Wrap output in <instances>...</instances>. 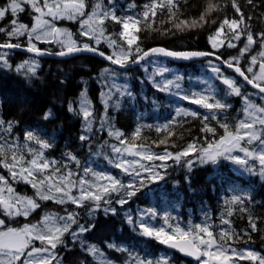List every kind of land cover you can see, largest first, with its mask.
<instances>
[{"label": "trees", "instance_id": "16d2710c", "mask_svg": "<svg viewBox=\"0 0 264 264\" xmlns=\"http://www.w3.org/2000/svg\"><path fill=\"white\" fill-rule=\"evenodd\" d=\"M85 2L87 5L84 9L85 12L92 10L95 4L100 3L103 9L114 12L117 17H126L127 12L130 11L134 13L132 17H140L142 20L144 6L150 3V0H85ZM214 2L220 6V10L212 13L207 23L202 27L183 32L173 28L172 23L168 20L166 7L158 10L154 20H150L149 23L159 31L145 28L143 21L136 26L143 29L137 33L140 37L139 46L143 50L161 46L174 50L214 51L208 37L216 32L225 17L239 19L238 14L232 8V0H214ZM8 3L9 0H0V7H6ZM206 3L207 0H187V4H185L184 0H180L179 18L198 19ZM238 3L246 17L245 23L248 28L254 34L264 31V0H253L252 5H249L247 0H238ZM21 7L24 11L18 12L15 17L9 10L6 16L0 19V27L5 28L6 32L11 30L13 19L29 28L34 23L33 18L38 14L32 6L22 2ZM247 17H251V19H247ZM44 18L52 19L56 27L61 26L70 30L79 43L89 42L100 50L112 54L105 42L96 45L94 41L80 35L81 17L74 20L53 19L50 16ZM166 29H171V31L162 34ZM225 30L227 31V29ZM120 31V24L110 19L105 21L106 35L115 36L118 42L123 44V41L119 40ZM132 31L134 32L135 29L132 28ZM6 32L0 33V43L9 42ZM49 41L33 40L40 48L61 49L57 41L53 39ZM10 42L26 45L28 38L26 35L20 36L11 39ZM233 43L237 46L229 48L225 45L215 50L216 54L224 60L239 55V49L246 43V36L242 35L238 41L234 40ZM123 46L127 47L126 44ZM259 51L260 44L256 43L241 60V65L245 70L249 65L250 56ZM0 55L10 65L5 68L2 66L3 61L0 60V120L5 122L3 128L0 129V142L15 141L23 146L25 132L34 131L41 139L52 144L43 152L49 161H56L54 167L59 168L60 172L67 169L79 171L92 158L97 166L112 171L116 176L125 180L128 178V174H124L122 169L115 166L116 158L111 149L114 143H119V140L109 135L110 130H119L124 134L122 138L128 143L147 145L154 153L164 152L165 148L169 152L177 153L189 143H195L197 149L207 147L208 143L218 140L224 134L223 128L220 127L221 123L229 124L230 128L234 130L237 122L245 115L243 98L229 95L227 86L218 78L217 73L212 75L220 89L218 94L221 96L226 94L223 101L230 105L226 111H220L216 119H212L213 115L207 112L206 108L185 100L183 102L192 108L191 111L197 112L198 116L195 118L191 116L172 117L171 106L168 104L172 100L171 94L154 85L147 77V71L141 64L130 69H118L103 58L87 53L52 58L37 57L19 50L0 48ZM158 58L165 60L169 65L176 66L182 72L183 77L188 79L211 73L208 64L209 61L214 60L203 57L192 61L177 62L163 57ZM28 59H35L39 63L35 69V75L28 73L26 67L17 71V66ZM216 62L223 75L231 74L235 77L243 95L248 96L258 105H264L262 94L252 90L235 72L220 62ZM105 69L108 71L105 72ZM255 70L258 71V65ZM117 80L129 84L131 94L122 96L121 104L113 105V103L107 102L106 107L102 94L109 97L112 90L116 91ZM81 92H86L87 98L91 102L93 113L91 131L84 130L85 121L79 114ZM70 103L74 112L68 111ZM49 110H51L52 116L45 120L43 115ZM143 112L148 113L149 123H144L140 119L142 118L140 113ZM164 119H168L166 124L172 122L168 129L173 133L171 136H168V131L157 132L156 130L157 127L163 126L157 124V120L163 121ZM9 121L13 124L10 133L5 131ZM205 123L215 129L214 134L201 130ZM256 126L259 127L258 124ZM137 127L141 128L140 137L133 141V133ZM81 135L87 136L88 139L82 141ZM165 138L168 139V144H160L159 141ZM28 143L32 148L39 147L34 142ZM256 143L257 141L249 145L246 141H242V144L248 148ZM68 153H71L75 160L69 158ZM23 154L25 158L30 157L27 149H23ZM197 155L198 153L190 154L188 157L182 158L179 163L173 159L163 162L165 166L159 167L163 179L153 181L143 179V186H141L142 179H137L134 181V185L138 189L135 195L129 198L126 195L128 191L126 187L122 191L113 192L105 197L111 203L105 204L102 200L99 209L94 213L89 211L94 207L92 201L77 207L71 202L59 204L52 200H41L37 197L36 189L31 184L19 178L8 177L17 192L32 197L40 206L30 211L27 217L23 215L10 216L5 213L3 208H0V220L4 221V224L0 225V230L8 227L20 228L25 224L39 225L46 213H54L60 217L74 213L77 223L73 224L69 232L64 234V244L53 249L55 258L51 259V264H99L98 256L88 252L90 245L106 251L120 264H133L135 260L133 254L157 257L161 252L168 254L169 260L174 261L175 264H193L194 261L186 256L171 251L155 238L141 233L136 220L138 208H156V213L163 217L164 214L159 208L167 205L175 212L172 219L176 217L184 225L190 221L200 220L204 216L209 217L211 220L210 230L216 234L218 240L222 230L232 232L237 239L226 243L220 241L227 248L241 250L249 247L258 255L264 256V176L260 174L261 165L258 164L254 172L240 174L236 173L231 168L229 161L222 157L216 163L202 164L196 161ZM189 159L196 161L191 170L186 163ZM0 170L4 171L1 166ZM234 196L240 197L241 202L227 203ZM122 198L128 202L124 205L116 203ZM105 208H115L116 213H106ZM229 208L231 215L228 214ZM130 213L133 221L136 222L135 225L128 223ZM250 217L257 224V231H252L249 226ZM224 220H228L230 223L224 224ZM92 223L95 224V228L92 230L79 231L80 225L87 227ZM72 232L77 233L75 238H73ZM33 242L36 247L43 246L38 240ZM109 245H114V247H109ZM26 251L27 249L25 253ZM127 259H130V262H127ZM240 260L243 264H253L248 259ZM17 264H22V261ZM196 264L200 263L196 262Z\"/></svg>", "mask_w": 264, "mask_h": 264}, {"label": "snow or ice", "instance_id": "6c2138e0", "mask_svg": "<svg viewBox=\"0 0 264 264\" xmlns=\"http://www.w3.org/2000/svg\"><path fill=\"white\" fill-rule=\"evenodd\" d=\"M30 4L33 10L38 14L35 16L34 23L29 28L23 23H19L13 19L11 21V30L6 32V29L0 27V33H5L9 38V42L0 43V48H21L24 47L18 43H11V39L20 36H27L28 43L25 50L29 53H35L36 55L45 54L43 50L38 48L33 40L41 42H50L48 37L59 42L61 50L54 53L57 56L71 55L79 52H92L109 60L112 64L124 67L129 63H139L149 55H163L166 57H172L175 59L188 60L198 57L214 56L215 59L221 60L219 55H216L217 49L224 47L234 48L237 45L233 43L234 40H239L242 35L246 36V43L244 47L239 49V55L230 57L227 60H222V63L228 68L233 69L238 76L252 88L258 89L259 93L264 94V31L254 34L245 23L246 17L243 15L238 0H232V8L238 14L239 19H229L225 17L216 29L213 35L208 37L209 43L214 51H175L164 47H154L147 51L143 50L139 46L140 37L137 35L143 29L136 27L144 23L145 28L152 31H159L149 23L150 20H154L158 10H162L165 7L168 11V20L172 23L173 28L176 31H185L196 27H202L208 22L212 13L219 11L220 6L214 2V0H207L204 10L201 12L198 19L193 18L191 20L180 19L181 13L180 0H150V3L144 6L145 10L142 13V20L140 17H117L114 12L105 10L100 3L93 6L92 11L85 13L86 8L85 0H43L41 5L38 0H9L6 7H0V19H3L7 12L10 10L13 17L18 12L24 11L21 7V3ZM187 4V0H184ZM249 5L253 4V0H247ZM47 11H44V10ZM45 16H50L53 19L67 18L70 20L77 17H84L80 20V35L87 37L88 40L95 41L96 45H99L103 40L107 43L108 47L113 49L111 55H106L103 51H100L98 47H93L89 43H78L71 32L62 30L50 25L49 20L45 19ZM112 20L121 26L119 32V40L126 44L125 48L123 44L119 43L113 35H106L105 33V21ZM251 19V17H247ZM215 23V21H213ZM243 26V27H242ZM134 28V32H130L129 29ZM227 29V31L225 30ZM171 29L164 30V33L170 32ZM260 44V51L256 55L250 56L249 65L245 70L241 65V60L248 54L253 45ZM52 54V53H49ZM0 60L3 61V67L8 68L10 65L7 60L0 55ZM211 63V62H210ZM258 65V71L255 70ZM27 68V72L35 75V69L37 67L35 61H25L23 64L17 66V71L22 68ZM105 72L108 69L104 70ZM161 72L164 69L160 70ZM213 71L218 74V78L222 83L227 86L229 95L241 96L245 103V120L238 121L235 129L230 128L229 124L221 123L220 127L223 128L224 134L220 136L218 140L210 142L207 147H201L197 149L195 143H189L185 148L177 153H172L165 148L162 154L154 153L147 145L128 143L123 139V133L119 130H110L109 135L116 137L119 140L120 145L123 147L113 146V152L115 153H128L133 156H139L143 160L153 161L160 160L165 162L169 159L175 160L177 163L182 158L188 157L190 154L198 153L196 161L199 163H216L219 158L231 160L234 163L245 165L247 160L241 159L238 156H233L231 153L233 150H239L243 152L245 157L259 160L261 165L260 174L264 176V105H257L251 102L248 96L242 94L241 88L236 80L224 76L218 67H213ZM159 74V73H157ZM180 77H176L179 80ZM175 81L168 80L164 83L162 90H168ZM178 87V85H176ZM159 87V85L157 86ZM122 95L125 93H121ZM131 94V93H127ZM104 103L107 107L108 97L106 94ZM264 98V95H262ZM183 99L189 100L191 103L199 105L210 111H226L230 105L225 103L222 99H216L212 93H192L191 96L185 95ZM69 112H74L71 103L68 107ZM80 115L83 116L85 121V131H91L93 115L91 111V102L88 100L86 92L80 94ZM52 116L51 110L46 111L43 115L45 120ZM177 116H191L193 118L198 116L197 112L188 111L184 109L177 110ZM207 119V118H205ZM212 119H216L213 115ZM4 121L0 120V128H3ZM157 127V132L168 131L170 124ZM260 125L258 130L256 125ZM13 124L8 122L5 131L11 132ZM202 131L215 133V129L208 124H204ZM141 128L137 127L133 133V141L139 139ZM173 135L171 131H168V136ZM80 139L86 140L87 136L81 135ZM25 143L23 146L19 145L15 141L0 142V166L8 169L13 179H22L26 183L36 189V195L41 200H52L56 203L63 204L71 202L77 207L83 206L86 202L92 201L94 207L89 211L94 213L100 207V203L103 200L105 204H110L111 201L105 199L113 192H119L123 188L131 189L127 191L126 195L130 198L135 195L138 190L134 184L127 186L123 185L117 178L103 174L92 173L94 180L87 181L84 178H80L79 181L72 179L73 172L68 171L64 175H58L59 168H55L56 161H49L44 156V149H48L52 144L41 139L40 136L34 131H27L24 134ZM242 141H246L251 145L254 141L259 142V149H250L242 144ZM28 142H34L39 145V151L30 147ZM168 139L160 140V144H168ZM174 146V145H173ZM23 149H27L31 159H25ZM69 158L75 160V157L71 154H67ZM191 159L187 160V166L189 170L193 167L194 163ZM117 168H121L127 172L128 169L124 167V162H118L115 164ZM162 163L159 166H152L145 168L144 165L140 167L149 175L146 178L149 181L163 179V176L154 171L155 167H164ZM49 169H52L49 172ZM251 171V169H249ZM89 169H85V174H88ZM139 176V172L136 173ZM186 179H188L186 177ZM79 185V195H73L72 189ZM141 186H143V179L141 180ZM5 191L8 193L4 195ZM126 199H120L116 203L120 205L126 204ZM241 202V198L234 196L231 201L227 203ZM40 205L32 197H23L15 194L14 189L8 184L5 177L0 176V208H3L5 213L10 216L23 215L27 217L29 212L35 210ZM243 211V209H241ZM106 213H116L115 208H105ZM156 215L155 212L151 213ZM228 214L231 215V209L229 208ZM167 223V218L165 220ZM43 227L35 224H25L22 228L8 227L6 230H0V264H17L21 261V258L25 256V250L28 249L34 240H38L46 247H31V250L27 252V257H32L33 254L41 252H49V249H56L58 245L64 244V234L68 233L73 224L77 223L76 214L69 213L66 217H56L54 214H48L41 221ZM129 224H136L132 217H128ZM224 224H229L228 220L223 221ZM4 221L0 220V225H3ZM141 233L148 237H153L160 243L168 245L171 248L177 249L186 255L193 256L200 261V264H234L236 258L248 259L253 264H264V256L258 255L251 250H245L240 253L236 249L231 247L225 248L220 241H227L237 239V237L230 231L222 230L219 233V240L216 234L211 231V226L208 224H196L190 225L188 229L181 228L179 225L171 227V231H165L163 227L154 228L147 226L144 223H139ZM249 226L252 231H257V224L249 218ZM95 228V224H89L87 227L84 225L79 226L80 232L90 231ZM73 238L77 236L76 232L71 233ZM114 247V245H109ZM119 250V249H118ZM88 252L95 256L98 249L93 245L89 246ZM102 255V254H101ZM52 259L55 257L52 256ZM22 264H51V259L43 258L40 260L23 259ZM99 264H105V261L101 260ZM110 264V262H108ZM140 264H145L141 261ZM147 264H152V261H148ZM156 264H168L167 260L157 261Z\"/></svg>", "mask_w": 264, "mask_h": 264}, {"label": "rangeland", "instance_id": "374dc122", "mask_svg": "<svg viewBox=\"0 0 264 264\" xmlns=\"http://www.w3.org/2000/svg\"><path fill=\"white\" fill-rule=\"evenodd\" d=\"M38 2L39 3L41 2V4H43V0H38ZM91 11L92 10H89L85 13H89ZM133 15H134L133 12H130V11L127 12V16H133ZM83 18L84 17H81V19H83ZM47 20H49L50 25L55 26L54 25L55 23L52 20H50V19H47ZM56 28H59L62 30H67L68 32H71L70 30H68L65 27L58 26ZM80 29H81V27H80ZM129 31L133 32L132 28H130ZM73 38L75 39L74 35H73ZM48 40H52V38L48 37ZM76 41L79 43L78 40H76ZM101 42H104V41L102 40ZM86 43H88V42H86ZM58 44H59V42H58ZM59 47H61L60 44H59ZM110 50L113 51V49H111V48H110ZM25 61H29V62L35 61L37 67L39 66L38 61L35 59H28ZM25 61L21 62L20 65L23 64ZM208 65H209V68L211 70V73L201 74L200 76L188 79V78L183 77L182 72L179 71L176 66L167 64L165 62V60L159 59L158 56H152L151 58H148L147 60H145L142 63V66L147 71V74H146L147 77L150 79V81H152L154 83V85H156V86L159 85V87L163 88V85L166 81H168V80L175 81V83L172 86H170L168 90H166L167 92H169L171 94V98H172V100H170L168 102V104H170V106H171L172 117L177 116V110L178 109H184V110H188V111L192 110V108H190L189 106H187L183 102L186 100V99H183V96H185V95L191 96L192 93H204V94L212 93L215 95L216 99H222L223 100L226 97V94H223L222 96L218 94L220 92V89H219L218 84L214 81V77L212 75V74H215V72L213 71V67H218V63L216 61L211 60V61H209ZM161 69H164V71L161 72L160 71ZM157 73H159V74H157ZM115 75L118 78V75L116 73H115ZM224 76L235 80V77L233 75L224 74ZM176 77H180V79L176 80ZM176 85H178V87ZM115 87L117 90L111 91V93L108 97V102L113 103V105H119L122 103V100H123L122 96H125L127 93H131V90H130L129 84L123 83L120 80H117ZM121 93H125V94L122 95ZM104 98H105V95H104ZM251 102L254 103L253 101H251ZM254 104H256V103H254ZM206 111L210 112L212 115H215V116H217L220 113V111H210L208 109H206ZM140 114L142 115V118H140V119L144 123H149V121L147 120V114L148 113L143 112ZM245 119H246V116L243 115V117L239 121L245 120ZM157 121H158L157 124L165 125L168 122V119H164L163 121H160V120H157ZM258 126L259 127H257V126L256 127L259 130L261 126L260 125H258ZM113 146L123 147V145H120V143H114L112 145V148H111L112 151H113ZM259 147H260V145H259V142L257 141V143L254 144L250 149H259ZM33 149H35L37 151L40 150L39 147H35ZM162 153L163 152L157 153V154H162ZM113 154L116 158V163L124 162V167H126L128 169L127 172L122 170V172L124 174H128V178H126L125 180H123L121 177L116 176L114 173H112V171H108L104 168L97 166V164L95 163V161L92 158L89 159L88 163H86L79 171H76V170L73 171L71 169H67L64 172H59L58 175H64L68 171H71L74 173V175L72 176V179L78 182L80 178H84L87 181H93L94 177H93L92 173H103V174L111 175V176L117 178L118 180H120L122 182L123 185L127 186L129 184H134V181L137 179L147 180L146 178L148 177L149 173L144 171V169H142L140 167L141 165H144L145 168H148V167H152L154 165L159 166L163 163L160 160H153V161L143 160L139 156H133V155H130L128 153H119L118 154V153L113 152ZM231 155L238 156L241 159L247 160V163L245 165L234 163L230 159L228 160L231 168L236 173L247 174L248 172H254L257 168V165L260 164L259 160L249 158V157H245L244 153L240 152L239 150H233ZM45 158L47 160H49V158L47 156H45ZM25 159H31V156L27 157ZM1 168L4 171L0 170V176L5 177L8 184L14 189V186L11 184V182L8 178V177L12 178L8 169H6L2 166H1ZM85 169H89L88 174H85ZM249 169H251V171H249ZM51 171L52 170L49 169V172H51ZM154 171L160 173V168L155 167ZM137 172H139V176L136 175ZM22 181H24V180H22ZM123 189H121L120 191H122ZM129 190H131V189H128V191ZM14 192L18 196L27 197V196L17 192L15 189H14ZM72 194L77 195V196L79 195V185L78 184H77L76 188L72 189ZM4 195L7 196L8 193L5 191ZM159 210L164 214L163 217H160V215L158 213H156V211H157L156 208L150 209L148 207H139L138 212L136 214L137 223L138 224L144 223L147 226L154 227V228L163 227L165 229V231H168V232L171 231L170 226L175 227V226L179 225L181 228L188 229V227L190 225H196V224H208V225H210V223H211L210 218L207 216H204L200 220L190 221L188 224L184 225L181 223V221L178 220V218L174 217V219H172V216L175 215V212H173V210H171L170 207H168L167 205L163 206L162 208H159ZM152 212H155L156 215H152L151 214ZM48 214H54V213H46L45 216H47ZM54 215L56 217H60L56 214H54ZM129 216L132 217V214L130 213ZM166 218H167V223L165 222ZM134 219H135V217H134ZM35 225H38V224H35ZM38 226L43 227L42 223H40ZM22 227H20V228H22ZM4 230H6V229H4ZM90 246H93V245H90ZM31 247H36L34 242L27 249L25 256H23L21 258V261H23V259H25V258L30 259V260H37V261L40 259H43V258L52 259L51 257L54 255L53 249H49V252H41V253L33 254L32 257H27V252L31 250ZM42 247H46V245H43ZM224 247L227 248L226 246H224ZM96 248L98 249V252L96 253V255L98 256L100 261L101 260L105 261V264H108V262H110V264H120L119 262H117L116 260L111 258L106 251L102 250L99 247H96ZM245 250L253 251L251 248L245 247L241 250H237V252L242 253ZM133 256L136 257L133 264H140L141 261L145 262V264H147L148 261H152V264H156L157 261H163V260H167L168 264H175L174 261L169 260V255L166 253H163V252H161L157 257H150V256L144 257L142 255H134V254H133ZM127 262H130V259H127ZM234 264H243V263L240 261V259L236 258L234 261Z\"/></svg>", "mask_w": 264, "mask_h": 264}, {"label": "water", "instance_id": "95a60500", "mask_svg": "<svg viewBox=\"0 0 264 264\" xmlns=\"http://www.w3.org/2000/svg\"><path fill=\"white\" fill-rule=\"evenodd\" d=\"M22 46H24V47H21V48H11V49H14V50H19V51H22V52H25V53H28V54H32V55H36L35 53H29V52H27L26 50H25V48H26V46L27 45H22ZM94 47V46H93ZM154 47H161V46H154ZM154 47H151V48H154ZM41 50H43L44 51V53L45 54H43V55H36V56H38V57H52V58H63V57H69L70 55H65V56H57V55H55L54 53H56V52H58V51H49V50H46V49H42V48H40ZM150 49V48H149ZM148 50V49H147ZM146 50V51H147ZM170 50H173V49H170ZM101 51V50H100ZM175 51H204V50H200V49H183V50H175ZM104 52V51H103ZM207 52V51H206ZM49 53H52V54H49ZM79 53H87V54H92V55H96V56H99V57H101L100 55H98V54H96V53H92V52H79ZM106 55H109V54H107L106 52H104ZM73 54H75V53H73ZM72 55V54H71ZM158 55V54H157ZM217 55V54H216ZM151 55H149L148 57H150ZM158 56H163V55H158ZM148 57H146V58H148ZM164 57H166V56H164ZM207 57H211V58H214L215 59V57L214 56H207ZM101 58H103L105 61H108V62H110L109 60H107V59H105L104 57H101ZM145 58V59H146ZM166 58H168V59H171V60H174V61H191V60H196V59H199V58H203V57H198V58H192V59H188V60H183V59H175V58H172V57H166ZM145 59H143V60H141L140 62H142V61H144ZM217 60V59H216ZM222 60L223 59H221V60H218V61H220L221 63H222ZM139 62V63H140ZM111 63V62H110ZM139 63H129V64H127L126 66H124V67H120L119 65H116V64H112V65H114L115 67H117V68H121V69H123V68H130V67H133V66H137ZM223 64V63H222ZM226 66V65H225ZM227 67V66H226ZM228 68V67H227ZM229 69H231V68H229ZM231 70H233V69H231ZM242 78V77H241ZM243 79V78H242ZM250 86V85H249ZM251 88H252V86H250ZM252 89H254V88H252ZM254 90H257L258 91V89H254ZM163 245H165V244H163ZM166 247H168V248H170V249H172L173 251H175V252H177V253H179V254H181V255H186L185 253H183V252H180L179 250H177V249H174V248H171V247H169L168 245H165ZM186 256H188L190 259H196L195 257H193V256H189V255H186Z\"/></svg>", "mask_w": 264, "mask_h": 264}]
</instances>
